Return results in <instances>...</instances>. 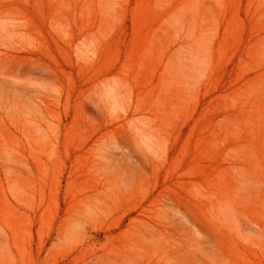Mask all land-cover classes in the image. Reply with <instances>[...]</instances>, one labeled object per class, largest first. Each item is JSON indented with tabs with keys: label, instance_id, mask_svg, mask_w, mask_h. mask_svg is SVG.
<instances>
[{
	"label": "rangeland",
	"instance_id": "374dc122",
	"mask_svg": "<svg viewBox=\"0 0 264 264\" xmlns=\"http://www.w3.org/2000/svg\"><path fill=\"white\" fill-rule=\"evenodd\" d=\"M0 264H264V0H0Z\"/></svg>",
	"mask_w": 264,
	"mask_h": 264
}]
</instances>
